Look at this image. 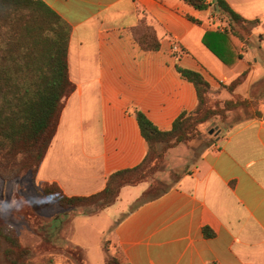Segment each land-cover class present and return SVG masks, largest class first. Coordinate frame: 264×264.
<instances>
[{
    "label": "crops",
    "instance_id": "obj_1",
    "mask_svg": "<svg viewBox=\"0 0 264 264\" xmlns=\"http://www.w3.org/2000/svg\"><path fill=\"white\" fill-rule=\"evenodd\" d=\"M43 1L72 29L68 63L76 90L36 175L40 191L57 184L69 197L92 196L111 174L139 166L148 146L135 111L168 131L182 112L198 106L196 87L178 67L201 74L212 89L246 71L240 88L264 82V0H226L244 19L259 21L256 41L233 68L204 44L208 32L222 29L217 18L183 0ZM143 20L160 40L156 51L136 40ZM129 188L98 213L64 210L42 191L30 204L55 224L62 244L48 235L53 248L80 249L86 264H107L114 251L126 264H264V119L218 136L162 196L130 209L142 190L124 200ZM106 216L117 218L106 241L110 248L105 243L95 250L92 239L106 230ZM60 256L42 264H66Z\"/></svg>",
    "mask_w": 264,
    "mask_h": 264
},
{
    "label": "trees",
    "instance_id": "obj_2",
    "mask_svg": "<svg viewBox=\"0 0 264 264\" xmlns=\"http://www.w3.org/2000/svg\"><path fill=\"white\" fill-rule=\"evenodd\" d=\"M183 1L198 11L213 7L226 20L228 28L208 32L204 44L228 67H235L243 59V50L259 21L244 19L226 0ZM71 32L70 25L43 0H0V179L4 182L17 181L29 173L36 176L56 135L65 102L76 90L68 63ZM135 36L146 51L160 48L157 33L147 20L141 22ZM178 72L196 87L198 106L193 112H182L168 131L158 129L141 111H135L148 146L139 166L111 174L106 188L92 196L69 197L57 184H44V195L64 210L94 207L95 213L101 212L119 200L123 188L144 182L148 167L163 163L166 148L197 136L199 125L212 118L207 108L211 87L197 72L180 67ZM248 75L249 71L244 72L231 89L242 85ZM159 186L160 182L153 183L138 206L172 188L147 199ZM204 233L213 236L208 228ZM64 251L68 255L66 264H86L82 250L68 247ZM31 255L32 250L22 244L17 231L0 218V264H32ZM119 258L110 257L107 264H126L122 255Z\"/></svg>",
    "mask_w": 264,
    "mask_h": 264
},
{
    "label": "rangeland",
    "instance_id": "obj_3",
    "mask_svg": "<svg viewBox=\"0 0 264 264\" xmlns=\"http://www.w3.org/2000/svg\"><path fill=\"white\" fill-rule=\"evenodd\" d=\"M210 10L217 18L215 22L217 26L222 29L228 28L226 20L216 14L213 7ZM250 39L248 47L252 46L253 41H256L253 38V33ZM232 85L233 83H221L219 88H211L208 94L207 108L212 111V118L199 125L198 135L172 148H166L163 163L157 166L150 165L146 170L147 178L145 177L144 182L138 185L140 187H131L129 188L131 190L124 193L123 199L125 200L130 195L129 193L136 194L142 190L139 198L130 204V209L142 202L140 197L151 188L153 183L160 182V186L157 190L152 191L147 199L157 192L173 186L183 174L189 172L198 162L209 142L215 141L218 136L237 125L254 119H264V82L262 81L250 89L240 88V85L232 90ZM41 193L36 185V176L32 173L14 182H4L0 179V218L12 226L17 231L22 244L32 250L30 257L32 264H42L55 260L61 257L60 254L68 257L63 249L53 248L48 240L49 235L54 239V245L62 244L55 224L48 221L40 213L38 214L31 205ZM83 211L96 212L94 207L86 208ZM106 218V230L100 235L97 233L92 239L95 250L98 249V246H104L105 243L110 248V244L106 241L111 235V229L115 226L117 218L113 217L112 220L107 216ZM42 220L46 222L42 223ZM37 225H40L41 230L37 229ZM111 256L120 259L118 251H114Z\"/></svg>",
    "mask_w": 264,
    "mask_h": 264
},
{
    "label": "built area",
    "instance_id": "obj_4",
    "mask_svg": "<svg viewBox=\"0 0 264 264\" xmlns=\"http://www.w3.org/2000/svg\"><path fill=\"white\" fill-rule=\"evenodd\" d=\"M173 49H174V52H177V53H181L182 52L181 48L179 46H177V45H174Z\"/></svg>",
    "mask_w": 264,
    "mask_h": 264
}]
</instances>
